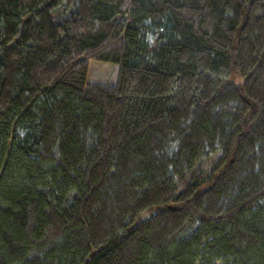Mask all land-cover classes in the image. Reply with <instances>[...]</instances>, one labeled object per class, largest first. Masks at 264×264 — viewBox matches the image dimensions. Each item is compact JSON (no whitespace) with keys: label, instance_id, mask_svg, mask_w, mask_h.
I'll return each instance as SVG.
<instances>
[{"label":"trees","instance_id":"trees-1","mask_svg":"<svg viewBox=\"0 0 264 264\" xmlns=\"http://www.w3.org/2000/svg\"><path fill=\"white\" fill-rule=\"evenodd\" d=\"M0 264H264V0H0Z\"/></svg>","mask_w":264,"mask_h":264},{"label":"rangeland","instance_id":"rangeland-1","mask_svg":"<svg viewBox=\"0 0 264 264\" xmlns=\"http://www.w3.org/2000/svg\"><path fill=\"white\" fill-rule=\"evenodd\" d=\"M118 75V66L110 63L91 61L88 80L92 83L114 84Z\"/></svg>","mask_w":264,"mask_h":264}]
</instances>
